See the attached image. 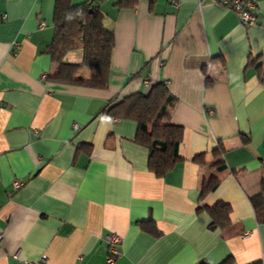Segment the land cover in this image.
<instances>
[{
    "label": "crops",
    "instance_id": "crops-1",
    "mask_svg": "<svg viewBox=\"0 0 264 264\" xmlns=\"http://www.w3.org/2000/svg\"><path fill=\"white\" fill-rule=\"evenodd\" d=\"M54 7L0 0V264H107L110 235L121 238L112 264H264V25L213 0H101L115 45L95 87L50 78ZM67 59L82 61L81 44ZM159 81L183 126L182 159L164 176L137 122L110 110ZM218 201L230 222L212 228Z\"/></svg>",
    "mask_w": 264,
    "mask_h": 264
},
{
    "label": "trees",
    "instance_id": "trees-1",
    "mask_svg": "<svg viewBox=\"0 0 264 264\" xmlns=\"http://www.w3.org/2000/svg\"><path fill=\"white\" fill-rule=\"evenodd\" d=\"M100 1L87 0L76 4L73 0H55V35L47 48L55 64L51 79L61 83L107 86L115 34L103 25ZM115 3L121 7L134 6L136 0H115ZM79 44L83 48L82 61H69L67 54ZM83 66L93 69L91 79H84L79 74ZM175 101L167 83L159 81L146 93L136 92L124 97L113 103L110 109L113 115L137 122L136 141L148 148L149 168L158 176H164L182 159L179 146L183 139V126L173 123L169 113V108ZM203 156L204 154H199L195 159L202 162ZM219 181L214 176L204 181L201 196L214 190ZM260 196L261 194L257 195V198ZM208 210L212 216V228L229 225L231 206L228 203L218 201L213 207H208Z\"/></svg>",
    "mask_w": 264,
    "mask_h": 264
},
{
    "label": "built area",
    "instance_id": "built-area-1",
    "mask_svg": "<svg viewBox=\"0 0 264 264\" xmlns=\"http://www.w3.org/2000/svg\"><path fill=\"white\" fill-rule=\"evenodd\" d=\"M219 4L225 5L233 9L239 16L241 22L245 25L260 24L264 25V14L258 15L255 12L256 4L254 0H213ZM167 83V81H165ZM78 125L74 124V129ZM22 182L19 179L14 180V187H18ZM3 240V235L0 233V243ZM121 238L117 235H110L108 238L109 252L107 257V264H112L116 257L120 254L117 244L120 243ZM23 264H45L42 261H24Z\"/></svg>",
    "mask_w": 264,
    "mask_h": 264
}]
</instances>
